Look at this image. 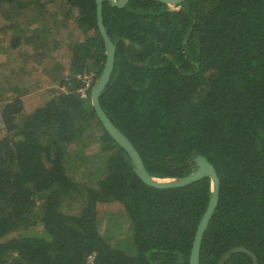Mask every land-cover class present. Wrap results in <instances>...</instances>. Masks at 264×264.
<instances>
[{
  "label": "trees",
  "instance_id": "obj_1",
  "mask_svg": "<svg viewBox=\"0 0 264 264\" xmlns=\"http://www.w3.org/2000/svg\"><path fill=\"white\" fill-rule=\"evenodd\" d=\"M177 7L103 3L116 56L100 103L152 176H187L197 154L215 165L219 203L201 264H264V0H185ZM0 23V31H13L0 52L24 58L20 67L8 62L17 74L0 84V264H190L211 179L148 185L103 127L91 100L107 57L96 0H0ZM26 42H36L39 63L56 84L29 108L24 97L39 81L23 80L34 59L22 51ZM63 42L67 66L54 55ZM92 71L82 97V77ZM99 154L107 164L95 183L70 173L88 160L96 167ZM74 198L79 205L67 211ZM110 204L129 221L125 249L100 231L101 207ZM38 225L42 235L23 234Z\"/></svg>",
  "mask_w": 264,
  "mask_h": 264
},
{
  "label": "water",
  "instance_id": "obj_2",
  "mask_svg": "<svg viewBox=\"0 0 264 264\" xmlns=\"http://www.w3.org/2000/svg\"><path fill=\"white\" fill-rule=\"evenodd\" d=\"M105 1L111 2L113 6L124 7L128 4L129 0H96L97 3V25L103 36L106 47V62L103 71L95 82L91 89L92 105L96 110V114L103 124L106 131L117 141V143L125 149L129 154L130 159L127 160L131 164L137 173V175L148 185L157 188H173L186 186L194 181H197L203 177H210L211 179V193L210 200L207 209L198 225L195 238L193 241V247L190 256V264H201V246L204 238V234L209 226V223L215 213V210L219 203L220 193V178L216 170L215 165L204 155L197 154L192 158V162L197 166L196 170L184 177L179 178H159L152 176L144 160L139 153L136 146L125 135L117 125L109 117L105 109L100 103V94L106 88L115 65L116 56V43L109 36L103 20V3ZM166 3L170 9H175V6L182 3L185 0H159Z\"/></svg>",
  "mask_w": 264,
  "mask_h": 264
},
{
  "label": "rangeland",
  "instance_id": "obj_3",
  "mask_svg": "<svg viewBox=\"0 0 264 264\" xmlns=\"http://www.w3.org/2000/svg\"><path fill=\"white\" fill-rule=\"evenodd\" d=\"M59 3V1H58ZM53 2H51L50 6H52ZM62 4V3H61ZM60 4V5H61ZM59 5V6H60ZM177 9L178 7L175 6ZM32 15L34 12H30ZM60 19V18H59ZM26 20V16L23 15L21 17V22H24ZM0 27H2V23H0ZM13 31H0V46L3 47L4 45H8L6 41V36L11 35ZM35 43H29L26 42L23 45V49L28 50V54L33 56V60L29 63V72L31 73H24L23 74V80L26 82L27 85L35 84L36 79L39 81V86H37L36 89H32L28 95L24 97L25 106L27 108L33 107L36 104L41 103L43 100H46V97L49 96V88L54 87L56 84L54 82H49L50 78L48 74L46 73V70L44 69V66L41 65L39 62L41 59L37 56L35 52ZM65 42L60 43L58 48L54 51V55H59V58L57 57V60L59 62H62V64L66 65L67 61L60 58L61 55H64V48H65ZM41 51L38 50L37 52ZM7 53L1 51L0 52V84L1 85H7L8 82L11 80V77L14 74H17L15 71H9L8 69V62L13 63L15 66H19L24 63V58L22 55H19L16 51H11L7 49ZM67 66V65H66ZM54 71H51L53 73ZM96 71L90 72V74L95 76ZM53 78V76H50ZM91 77V76H90ZM9 80V81H7ZM14 98V94L12 93L9 100ZM2 100V96L0 95V102ZM5 100V99H4ZM2 100V102L4 101ZM1 105V104H0ZM5 134V126L2 120V117L0 116V138ZM101 134V133H100ZM99 134V135H100ZM92 153H96L98 151V147L96 145L92 146L90 148ZM97 157H94L98 161V165L96 167H92L91 162L86 161L83 165L81 164V169L79 171L71 170L70 173L78 176L79 178H82L86 180L89 184L95 183L97 175L101 174L103 169L106 167L107 161H105V157L101 154L96 155ZM79 205V199L74 198L66 204L67 211H73L74 209ZM80 207V206H79ZM78 207V209H79ZM102 213L100 214V231L104 235V237L108 240H113L120 247L125 249L129 244L127 243V240L125 239V232L127 227L129 226V221L127 219V216L123 215L121 206L118 204H110V205H104L101 207ZM14 234L10 236H18L21 231L13 232ZM23 234L28 235H42L43 234V228L42 226H36L29 230H25Z\"/></svg>",
  "mask_w": 264,
  "mask_h": 264
},
{
  "label": "built area",
  "instance_id": "obj_4",
  "mask_svg": "<svg viewBox=\"0 0 264 264\" xmlns=\"http://www.w3.org/2000/svg\"><path fill=\"white\" fill-rule=\"evenodd\" d=\"M82 78H83V81L85 82V85L82 88H80L78 90V92L80 93V95L82 97H86L87 96V91H88V89L90 87L91 82L93 81L94 75H92L90 73H87V74L83 75Z\"/></svg>",
  "mask_w": 264,
  "mask_h": 264
}]
</instances>
